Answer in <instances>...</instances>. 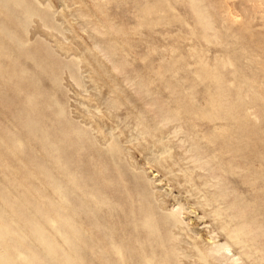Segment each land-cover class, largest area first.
Instances as JSON below:
<instances>
[{"label": "rangeland", "instance_id": "rangeland-1", "mask_svg": "<svg viewBox=\"0 0 264 264\" xmlns=\"http://www.w3.org/2000/svg\"><path fill=\"white\" fill-rule=\"evenodd\" d=\"M16 245L264 264V0H0V264Z\"/></svg>", "mask_w": 264, "mask_h": 264}, {"label": "bare ground", "instance_id": "bare-ground-1", "mask_svg": "<svg viewBox=\"0 0 264 264\" xmlns=\"http://www.w3.org/2000/svg\"><path fill=\"white\" fill-rule=\"evenodd\" d=\"M110 149H112V148H110ZM71 157H73V156H71ZM72 196V195H71ZM56 214V213H55ZM44 217V216H43ZM59 218H61V217H59ZM44 219H46L45 220V225H50V227H52V228H54L55 227V231L57 232V230L56 229H58L59 231H61V224L62 223H60V222H63L64 223V221L62 220H59V221H57V222H55L54 220H49V219H47V217L45 218L44 217ZM70 221H72V220H70ZM57 223H59V224H57ZM36 224V226H31L30 227V230L33 232V238L35 239V241H37V242H39V243H41L42 244V248H44L45 249V245L47 246L46 248L48 249L49 248V246H48V244H47V242L42 238V236H41V233H40V231H39V225L37 224V223H35ZM65 224V223H64ZM46 227H44V229H45ZM6 231H8V228L7 229H5ZM56 236V235H55ZM60 236H61V234H60ZM71 237V236H70ZM17 238V237H16ZM64 238V237H63ZM13 239H14V237H13ZM18 239V238H17ZM15 240V239H14ZM57 240V239H56ZM63 240H65L64 242H63ZM63 240H59L60 241V245H62L64 248H66V250L68 249L69 251H70V248H71V244L68 246L67 245V243H66V239L64 238ZM73 242V241H72ZM18 243H20V242H17V244ZM45 244V245H44ZM75 244V243H74ZM20 244H18V246H19ZM18 246L16 245V247L14 246V247H12V249H11V251L13 252L12 254H14V257L15 258H13L14 259V261H18L19 263H24V264H32L31 263V261L28 259V258H26V256L24 255V254H22L21 252H20V250H19V248H18ZM21 246V245H20ZM73 246H75V245H73ZM40 247V248H41ZM50 249V248H49ZM49 249H48V255H49V258H51L53 261H55L56 262V260H55V257L52 255V253H51V251H49ZM56 249H58L59 251H61V249H59V248H56ZM63 249V248H62ZM53 252V251H52ZM54 254V253H53ZM71 255V254H70ZM73 260V259H72ZM58 261V260H57ZM66 263H64V264H70V262H68V261H66V260H64ZM73 262V261H72Z\"/></svg>", "mask_w": 264, "mask_h": 264}]
</instances>
